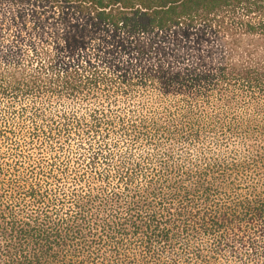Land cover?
<instances>
[{"label":"trees","instance_id":"obj_1","mask_svg":"<svg viewBox=\"0 0 264 264\" xmlns=\"http://www.w3.org/2000/svg\"><path fill=\"white\" fill-rule=\"evenodd\" d=\"M0 264H264V0H0Z\"/></svg>","mask_w":264,"mask_h":264}]
</instances>
